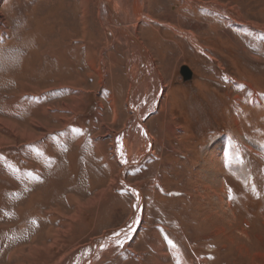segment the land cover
<instances>
[{
	"label": "rangeland",
	"instance_id": "obj_1",
	"mask_svg": "<svg viewBox=\"0 0 264 264\" xmlns=\"http://www.w3.org/2000/svg\"><path fill=\"white\" fill-rule=\"evenodd\" d=\"M144 1L0 0V264H264V0Z\"/></svg>",
	"mask_w": 264,
	"mask_h": 264
},
{
	"label": "bare ground",
	"instance_id": "obj_2",
	"mask_svg": "<svg viewBox=\"0 0 264 264\" xmlns=\"http://www.w3.org/2000/svg\"><path fill=\"white\" fill-rule=\"evenodd\" d=\"M121 0H111V2H109V0H106L105 1V4H106V7H107V9H106V12H105V10H104V13L106 14H103V19H104V21H106L107 23H109V25L112 27L113 25L112 24H114V25H118V23L116 22V21H114V16H116L115 14H114V12H116V11H114V8H117L118 10H120L121 9V5L119 4V3H117V2H120ZM125 1V0H124ZM128 1V7H127V9H128V11L129 10H132L133 11V13H134V15H135V22H132V24L130 25V27H129V30H130V32L128 31V30H126L128 33H129V35H130V37H132L133 38V27H134V24H136L137 23V21H140V20H142V19H147V16H146V14H145V11H144V4H145V1L144 0H127ZM183 1V0H182ZM215 6V5H214ZM213 6V7H214ZM217 7V6H216ZM215 8V7H214ZM217 8H219V7H217ZM123 9V8H122ZM116 10V9H115ZM121 11V13L123 14V11L124 10H120ZM225 13V12H224ZM111 14V15H110ZM226 14V13H225ZM130 16V15H129ZM239 20V19H238ZM113 29H115L116 31H117V33L118 34H120V35H122L123 34V30L121 29V28H115V27H112ZM126 29V28H125ZM124 29V30H125ZM174 29H176V28H174ZM180 33V32H179ZM23 36V35H22ZM188 37H189V39H190V41L193 43V44H195V41H194V39H193V37H191V36H189L188 35ZM14 39V38H13ZM15 40V39H14ZM11 41H13V40H11ZM134 42V41H133ZM133 42H130V44L132 45H134V47L136 46V44L135 43H133ZM130 51H131V56H134V53H135V51H134V49H130ZM132 52H134L133 53V55H132ZM12 54V53H11ZM143 54V55H142ZM13 55V54H12ZM128 55H129V53H128ZM143 57V58H142ZM135 58H138V59H140L139 60V62H141L140 63V68H139V70H138V72H136V74H144L145 73V71L149 74V73H152V75H154L155 77H156V79H157V85L159 86V79H158V76H157V74L154 72V69H153V67H152V64H151V62H150V59H149V56H147L146 54H144V53H142V52H139V53H137L136 54V57ZM142 61H144L143 63H142ZM147 63H146V62ZM16 62V61H15ZM142 71V72H141ZM141 74V75H142ZM57 81V80H56ZM53 82H55V81H53ZM61 82V81H60ZM58 83V82H57ZM61 86V85H60ZM32 90H34V87H32ZM131 102L133 103V101L131 100ZM131 103V104H132ZM131 104L130 103H128V105H129V107H130V110L134 113V118H136V119H140L139 118V116H138V110H137V113L136 112H134L133 110H132V107H131ZM136 114V115H135ZM137 120V121H138ZM141 121V120H140ZM144 148V147H143ZM149 148V147H148ZM137 150V149H136ZM147 150V149H146ZM138 153L140 154L141 152H143L141 149H138ZM148 151V150H147ZM120 154V153H119ZM138 155V154H137ZM122 156V155H121ZM126 162V161H125ZM126 165V164H125ZM121 175H123V172L122 173H120ZM120 178L123 180V176H120ZM131 185V184H130ZM126 187H128V185H126ZM129 190H130V192H134L135 190L131 187V186H129V188H128ZM139 197H137V199H138ZM140 201L139 200H137V204H136V207H135V215H133V217L130 219V223H128V224H130V226H133L134 225V223L135 222H137V220L139 219V215H140V207H141V205H140ZM129 221V220H128ZM127 224V225H128ZM117 232V231H116ZM119 233V232H118ZM47 236H49V234H52L53 236H55L54 235V233L51 231V230H48V232H47ZM123 235V236H122ZM124 233H121V236H122V238L121 239H115L114 241L112 240L111 242H112V244H114V245H116V246H118V245H121V243L124 241V239H126L128 236L127 235H125ZM115 236V235H114ZM102 238L101 239H109L108 237H109V234H107V235H103V236H101ZM114 238V237H113ZM101 239H96V240H101ZM98 242H102V240L101 241H98ZM111 243H110V245H112ZM97 244H91V246L89 247V248H86L85 250L83 249V251L82 250H80V252L78 253L77 252V254H73L72 256H70V258L69 259H67L68 261L66 262V263H68V264H78V262L80 261L81 263L80 264H91L92 263V261H93V259L95 258V256H96V253L98 252V250L96 249L98 246H96ZM94 249V250H93ZM92 250H93V252H95L93 255H92V259H91V261H90V258H91V256H90V254H91V252H92ZM97 251V252H96ZM62 262L63 261H60V260H56L55 262H54V264H62ZM64 263V262H63Z\"/></svg>",
	"mask_w": 264,
	"mask_h": 264
},
{
	"label": "water",
	"instance_id": "obj_3",
	"mask_svg": "<svg viewBox=\"0 0 264 264\" xmlns=\"http://www.w3.org/2000/svg\"><path fill=\"white\" fill-rule=\"evenodd\" d=\"M179 74H180V76L182 78V81H190L192 79V76H193L192 70L190 69V67H188L185 64H183V65L180 66V68H179ZM127 224H125V225H127ZM122 227L124 228L125 226H122ZM116 230H118V229H116ZM105 235H107V234H105ZM100 238H102V237L99 236L96 239H100ZM96 239H94V240H96Z\"/></svg>",
	"mask_w": 264,
	"mask_h": 264
},
{
	"label": "crops",
	"instance_id": "obj_4",
	"mask_svg": "<svg viewBox=\"0 0 264 264\" xmlns=\"http://www.w3.org/2000/svg\"><path fill=\"white\" fill-rule=\"evenodd\" d=\"M106 1V0H105ZM144 54H147L146 52H143Z\"/></svg>",
	"mask_w": 264,
	"mask_h": 264
}]
</instances>
